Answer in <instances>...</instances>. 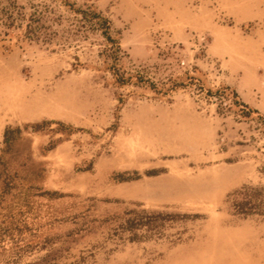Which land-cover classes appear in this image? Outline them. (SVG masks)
Instances as JSON below:
<instances>
[{"label":"rangeland","instance_id":"rangeland-1","mask_svg":"<svg viewBox=\"0 0 264 264\" xmlns=\"http://www.w3.org/2000/svg\"><path fill=\"white\" fill-rule=\"evenodd\" d=\"M180 91L199 164L155 127ZM0 264H264V0H0Z\"/></svg>","mask_w":264,"mask_h":264},{"label":"crops","instance_id":"crops-1","mask_svg":"<svg viewBox=\"0 0 264 264\" xmlns=\"http://www.w3.org/2000/svg\"><path fill=\"white\" fill-rule=\"evenodd\" d=\"M135 22L131 23V28L124 33V48L128 49L130 54L146 55L150 52L148 41L141 42L140 36L136 38L130 37V31L137 29L139 25H135ZM185 32V31H183ZM180 33L178 40H175L176 35L174 33H168L170 35V41H180L188 46L187 33ZM130 39V40H129ZM136 39V40H135ZM137 43V45H135ZM134 44V45H133ZM202 63V62H201ZM236 70L240 71L241 77L239 80L229 82V86L236 90L240 96L249 97L246 102H254L253 94L259 91H263L261 81L256 73V70ZM204 73V72H203ZM234 78V77H233ZM252 106V105H251ZM254 107V106H253ZM41 111L38 103L32 106V103H25L22 109L17 112V116L25 118L31 116L32 113H39ZM158 118H155V127H158L160 134L166 136L168 142L167 151L173 154L175 160L180 161L183 164H199L203 157L210 154V149L204 147L206 140L202 136V129L208 127V134L213 135V122L218 121L217 116H209L208 114L193 109V104L187 95L183 92H178V96H175V100L171 103V107L168 110L160 111ZM16 116V117H17ZM31 118V117H29ZM29 118H26L27 120ZM32 119V118H31ZM216 129V128H215ZM209 137V139H210ZM216 149H213L215 153Z\"/></svg>","mask_w":264,"mask_h":264},{"label":"trees","instance_id":"trees-1","mask_svg":"<svg viewBox=\"0 0 264 264\" xmlns=\"http://www.w3.org/2000/svg\"><path fill=\"white\" fill-rule=\"evenodd\" d=\"M9 129L7 128L4 132L5 139H8Z\"/></svg>","mask_w":264,"mask_h":264}]
</instances>
